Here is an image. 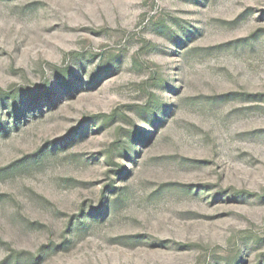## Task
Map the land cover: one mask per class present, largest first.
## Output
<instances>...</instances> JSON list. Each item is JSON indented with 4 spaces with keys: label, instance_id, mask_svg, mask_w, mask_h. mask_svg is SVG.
<instances>
[{
    "label": "rangeland",
    "instance_id": "rangeland-1",
    "mask_svg": "<svg viewBox=\"0 0 264 264\" xmlns=\"http://www.w3.org/2000/svg\"><path fill=\"white\" fill-rule=\"evenodd\" d=\"M0 120V264H264V0H0Z\"/></svg>",
    "mask_w": 264,
    "mask_h": 264
},
{
    "label": "trees",
    "instance_id": "trees-1",
    "mask_svg": "<svg viewBox=\"0 0 264 264\" xmlns=\"http://www.w3.org/2000/svg\"><path fill=\"white\" fill-rule=\"evenodd\" d=\"M159 109H161V108H159ZM14 113H15V111H14ZM143 113H145L146 117H149L150 118V121L152 123L154 122V115L151 114V108H150V106L143 108ZM18 116H19V113H15V115H14V121H15V123H16V121L18 119ZM7 127H8L7 124L4 123L2 120H0V131L6 132L8 130Z\"/></svg>",
    "mask_w": 264,
    "mask_h": 264
}]
</instances>
